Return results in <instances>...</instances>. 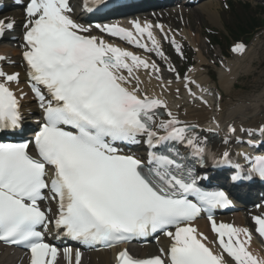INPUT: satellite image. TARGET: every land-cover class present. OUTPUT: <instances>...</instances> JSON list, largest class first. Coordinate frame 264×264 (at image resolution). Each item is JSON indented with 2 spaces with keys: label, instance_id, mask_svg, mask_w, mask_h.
<instances>
[{
  "label": "snow or ice",
  "instance_id": "1",
  "mask_svg": "<svg viewBox=\"0 0 264 264\" xmlns=\"http://www.w3.org/2000/svg\"><path fill=\"white\" fill-rule=\"evenodd\" d=\"M25 11L22 55L43 115L32 141L0 142V242L26 248L30 264H56L59 250L45 242L50 224L58 235L89 248H111L159 232L169 239L167 248L144 258L124 249L116 255L117 264H227L223 255L206 246L207 237L191 222L202 212L229 206L223 191L200 187L202 177L195 165L204 167L208 161L215 168L233 165L230 152H212L209 138L197 132V124L182 121L164 99L142 88L141 69L150 78L154 75L162 89L173 83L163 80L154 61L103 37L85 35L91 29L71 18L68 0H29ZM131 24L134 31L116 24L95 27L167 59L150 24ZM13 26L0 20V32ZM156 27L163 31L161 25ZM145 34L151 48L141 42ZM243 49V44H237L232 50ZM168 70L180 79L174 67ZM12 82H19V73L0 70V131L22 126L24 94L18 98L9 87ZM184 87L193 103L199 99L207 104L188 83ZM227 131L236 129L229 125ZM260 132L264 135V126ZM223 142L227 144L228 138ZM30 144L35 155L29 151ZM140 145L146 149L143 157L125 151ZM243 155L251 165L248 174L242 175L241 165L235 164L232 180L254 175L264 180V155ZM44 200L55 201V213L51 207L41 208ZM208 219L219 247L235 264H264L249 251L248 229L218 225L212 215ZM254 221L264 237V218L254 217ZM64 256L71 264L72 249L65 248ZM75 264H81L79 250Z\"/></svg>",
  "mask_w": 264,
  "mask_h": 264
},
{
  "label": "bare ground",
  "instance_id": "2",
  "mask_svg": "<svg viewBox=\"0 0 264 264\" xmlns=\"http://www.w3.org/2000/svg\"><path fill=\"white\" fill-rule=\"evenodd\" d=\"M167 1L170 2V0H167ZM177 2L178 1H176V3ZM182 4L184 3L182 2ZM195 6H197V8L200 11H203L205 14H207L212 23L217 24L218 13L216 11L217 9L216 2L214 3L210 1L199 0L197 5ZM195 6H192V8H188V9L192 10ZM174 8L176 9L181 8L183 9L182 15L183 14L188 15L185 8L179 5L175 6ZM168 15L172 17V14H170L169 12H168ZM3 16H12L14 18L16 17L18 18V17H21L22 14H20V10L14 9V10H10L9 12L0 15V18ZM76 16L79 17L77 14ZM186 37L192 41L191 42L192 45L191 44L190 45L192 47L194 46L193 49L195 53L196 54L199 53L200 56L202 57L201 55L202 51L201 49L197 47L198 45L195 43V39L200 43V41L198 40V36L192 35L191 33L187 32ZM0 52L2 54L10 55L6 57H9V59L13 61V63L17 62L18 50L13 49L12 47H9L7 44H2V45L0 44ZM205 53H207V51H205ZM241 54L242 53L238 54L235 57V59L237 58L238 60L239 59L238 56H241ZM243 57L244 56H242L241 58ZM196 58H197V64L199 65L205 64L204 55H203V58H198V55H196ZM232 62H229V60H225V62H223V65L226 66L227 71H224L222 68L218 73L219 87L220 89L224 90L226 93L230 92L229 90L232 87V83H233L232 81L234 78H236V75L238 72V70L236 72L235 66L229 70V64H231ZM237 63L238 61H236V65ZM198 68H199L198 66L194 67L193 69H191L190 73L194 69H195V72L197 73ZM17 69H18V66L16 65L13 68H9L8 71L11 72V70H17ZM140 75H141V79L145 81V83L142 84V88H145L149 95L157 96L161 99H164L167 102L169 109L174 114H177L179 119H181L182 121L188 122V123L197 124L199 126L197 128V132L202 136L208 137L209 133H213V137H208L209 138L208 147L212 152L220 153L223 150L228 149L229 145L232 142L233 143L236 142L237 137L233 141V138L227 135L226 133L229 125H232L233 127H235L236 135L242 134V133H251L254 131V129H258V126L260 125L264 126V89L263 91L256 94L255 96L249 95L247 97H240L238 103H236L235 105H233L234 103L232 104L231 100H229L228 102H222V103H220V101L218 102L215 101L218 103L216 106V110L219 113V117L214 118V117L209 116V108L204 107L203 105H200L197 102L183 103L181 102V100H178L177 98L173 97V93L176 92V89H177V86L175 84H172L170 88H168V86L165 85V88L162 89L160 87V82L157 81L156 79L149 78L147 74H144L142 72H140ZM19 79L21 80V77H19ZM201 79L204 80L203 78ZM17 85L18 86L13 85V88H14L15 93L18 95V97H20L21 94L24 93V90H23L24 83L19 82ZM210 87H211L210 91L212 93H214L217 90V88H215L213 85ZM208 92H209V89H208ZM184 99H185V96H184ZM21 100L24 106L30 105L28 98H22ZM161 111L163 112V110ZM163 118H167L166 115H164ZM209 118H212V119H209ZM213 120H215V124L217 123L214 126H213L214 123L212 122ZM212 126H213V129L209 128ZM239 127L241 128L239 129ZM208 129H211L213 132L208 131ZM226 137L228 138V141H229L227 144L223 142ZM216 138H219L220 142H217ZM231 157H234V155L231 154ZM225 220L231 223L233 221L238 223V226H236L237 228H242V227L250 225V220L248 221V218L241 216V213H238V212L227 215ZM195 229H197L198 233H202L205 237H207L206 241L209 242L208 238L210 237V234L203 220H198L195 223ZM251 245H252V249L254 253L256 254V256L262 257L264 255V253L261 251L257 243L252 241ZM12 249L13 248L0 247V264H16L18 261L21 262L20 260L22 256L21 251L14 250V249L12 250ZM132 252L137 256H144L146 255V253L156 254L157 248L151 244L148 247H145L143 249L142 248H132ZM113 253L114 251H111V250L90 253L88 255L83 256L81 260V264H111L112 259H113ZM22 263L23 262H21V264ZM56 264H65V261H61V259H58Z\"/></svg>",
  "mask_w": 264,
  "mask_h": 264
},
{
  "label": "rangeland",
  "instance_id": "3",
  "mask_svg": "<svg viewBox=\"0 0 264 264\" xmlns=\"http://www.w3.org/2000/svg\"><path fill=\"white\" fill-rule=\"evenodd\" d=\"M206 1L217 3V24L212 23L208 15L203 11H200L197 6H195L192 10H186L188 15L190 13L189 16H183L185 23L188 21V27L185 26L183 28V31L185 30L188 31V33L190 32L193 35H197L198 40L201 43L200 44L195 39V43L198 45L197 47L199 48L200 46V49L202 51V57L199 53H197L198 58H203L204 55V62L206 65H200V69H198L196 73L199 79L201 81H204L205 83H208V86L214 85V87L218 89L217 93H219L220 96V103L228 102L229 100H231L232 104L234 103L233 105H235L236 103H238L240 97H247L249 95L255 96L264 89V27L258 28L253 32L250 40L248 41L247 50L244 51L246 53L243 52L245 55L242 53L243 55L238 56V60L237 58L235 59L236 56H232L229 53L227 48L229 44L233 43V40L235 38L232 39V37H229L228 39H225L223 33H225V28L227 29V31H230V28L235 24L239 22L240 24H243L244 22H246V19L249 16H257L258 10L262 9V7L264 6V0ZM244 3L249 4L247 10L243 9L242 7ZM227 6L228 8H226ZM165 24L170 29H173L174 27H177L179 25V22L172 18H166ZM187 39L192 45V41L189 38ZM207 39L209 40V42H207ZM205 51H207V53H205ZM220 51L223 54L227 55V58H224V60H229V62L233 61L231 64H229V70L234 66L236 67V72L238 70L236 78H234L232 81L233 83L232 87L229 90V93H226L219 87L218 73L222 68L217 66L215 62L217 58H220ZM185 53H188V58L190 60L192 55L194 60L193 63L195 64L196 57L194 58L195 53L192 48H187V51H185ZM242 56L244 57L241 58ZM236 61H238L237 65ZM201 78H203L204 80H202ZM175 94L176 92L173 93V95ZM211 101L214 102L216 100H214L213 97ZM182 102H185V100L183 99ZM209 109V116H215L216 113L214 112V106L209 104Z\"/></svg>",
  "mask_w": 264,
  "mask_h": 264
},
{
  "label": "trees",
  "instance_id": "4",
  "mask_svg": "<svg viewBox=\"0 0 264 264\" xmlns=\"http://www.w3.org/2000/svg\"><path fill=\"white\" fill-rule=\"evenodd\" d=\"M260 25H264V9H263V16L262 17H257L255 19L251 18L249 23H247V25H245V27H239L237 29H238V31H240V33L245 34V33H247L246 30L254 29L255 27L260 26Z\"/></svg>",
  "mask_w": 264,
  "mask_h": 264
}]
</instances>
